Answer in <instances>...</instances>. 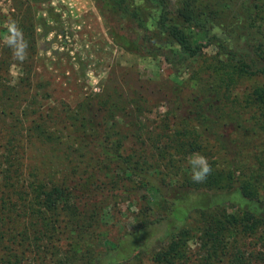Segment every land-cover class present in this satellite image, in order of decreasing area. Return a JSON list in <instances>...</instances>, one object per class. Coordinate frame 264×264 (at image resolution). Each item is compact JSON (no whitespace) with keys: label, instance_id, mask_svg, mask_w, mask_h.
Listing matches in <instances>:
<instances>
[{"label":"trees","instance_id":"trees-1","mask_svg":"<svg viewBox=\"0 0 264 264\" xmlns=\"http://www.w3.org/2000/svg\"><path fill=\"white\" fill-rule=\"evenodd\" d=\"M53 1L16 4L10 21L28 42L24 62L0 41V264H115L96 246L106 244L105 205L113 201L114 214L118 201L141 190L159 195L164 214L141 220L111 248L128 242L153 264H264V151L255 141L264 135V0H176L175 12L169 0H92L111 43L126 53L163 57L178 73L205 47L214 49L193 74L203 87L190 98L192 118L169 134L146 129L151 145L144 132L129 136L117 127L119 117L135 112L132 124L144 129L141 98L116 84L83 93L73 104L52 96L50 81L39 73L38 41L41 29L45 35L66 32L63 4ZM13 65L20 69L15 81ZM241 79H251L246 98L228 101ZM207 94L215 95L213 101L203 98ZM227 125L233 127L230 139ZM206 133L214 136L215 149L205 145ZM122 136L139 147L121 151ZM35 143L51 150L43 162L31 154ZM195 154L212 167L202 183L191 179L188 157ZM217 190H237L244 203L229 214L215 199ZM191 195L204 203L188 206ZM161 224L165 239L141 249L139 241Z\"/></svg>","mask_w":264,"mask_h":264},{"label":"rangeland","instance_id":"rangeland-1","mask_svg":"<svg viewBox=\"0 0 264 264\" xmlns=\"http://www.w3.org/2000/svg\"><path fill=\"white\" fill-rule=\"evenodd\" d=\"M18 1L13 0L9 5L0 6V28L4 29L0 41H3V37L7 34V26L11 18L14 17ZM59 1L63 4L61 17L64 20L63 25L66 27L65 34L57 35L53 31L45 35V30L41 29L38 41L42 57L39 61V73L50 81L49 89L52 90L54 98L64 99L73 104L83 93L99 92L103 85L116 84L122 92L124 89L130 98H135L137 101L139 97L141 98L142 101L138 103L139 115L144 124V129L140 130L138 124H132V119L137 118L135 112L129 117H119L117 127L128 132L129 136L133 130L137 133L144 132L148 145H151L152 140L145 134L146 129L153 134L159 131L169 134L174 132V128L182 124V119L192 118L189 113L190 98L198 94V88L203 87L200 82L194 79L193 74L200 64L203 65L205 59L212 58L214 52L212 46L205 47L200 58L194 59L176 73L163 57L140 58L113 45L106 34L105 22L100 17L92 0ZM175 2L176 0H169V8L172 12H175L176 9ZM53 4H57V0L51 3V5ZM215 32L220 33V30L215 29ZM19 73L20 69L17 66H11L9 75L13 81L17 80ZM251 84V79H241L230 89L228 101L231 102V99L237 97L242 100L245 99ZM198 97L202 99L200 95ZM214 97L213 94H207L203 98L211 102ZM132 105L137 107L136 104L132 103ZM247 117L248 114H245L244 119ZM190 121L189 125L195 127V121ZM196 128L194 130H197ZM224 128L228 137L225 136L226 139L234 136L232 135V126L227 125ZM210 134L206 133L208 141L205 140V145L209 144L210 148L215 149L216 142L212 140L214 136ZM255 137L257 143H262L264 151V135L258 134ZM121 143V151L130 150L133 148L132 146L139 147L140 144L130 137L124 138L123 136ZM30 151L36 157L34 159L40 162H43L42 156L47 157L48 153H51L47 146H41L39 143L32 144ZM228 154L232 155L230 152ZM196 155L198 154L189 156L188 159ZM53 161L51 164L57 165L56 160ZM155 182L160 184L157 179ZM124 184L130 188L134 187V182L124 181ZM211 191L209 192L212 193ZM215 192L219 194L215 199H220L219 201L223 203L229 214L235 213L239 205L244 203L243 197L237 190L229 193L219 190ZM159 200V195L152 193V191H137L130 198L118 201L114 214L111 210V207L114 206L113 201H108V204L105 205L106 208H104L109 214V217L104 219L108 224L104 236L106 244L101 243V240L100 245H96L100 246L98 249L102 252H107L104 257H115V264H153L150 255L138 254L129 250L128 242L123 245L124 248L119 246L115 250L111 247L112 243L119 241L124 232L142 223L141 220L159 213L164 214L165 209ZM203 203L197 195L189 196L186 202L188 206ZM146 205L150 206V210L144 216ZM196 212L197 210H194L191 213V218L186 226L194 225ZM165 234V226L161 224L153 229V232H150L149 237L139 241V247L141 249L151 248L156 240L165 239ZM166 242L167 240L164 241V243ZM190 244L191 248H195L193 241Z\"/></svg>","mask_w":264,"mask_h":264},{"label":"clouds","instance_id":"clouds-1","mask_svg":"<svg viewBox=\"0 0 264 264\" xmlns=\"http://www.w3.org/2000/svg\"><path fill=\"white\" fill-rule=\"evenodd\" d=\"M3 44L11 50L13 58L24 62L28 56V42L24 37L23 30L17 22L10 21L7 26V34L3 37ZM191 167V179L195 183H202L211 174L212 167L203 155H196L188 161Z\"/></svg>","mask_w":264,"mask_h":264},{"label":"built area","instance_id":"built-area-1","mask_svg":"<svg viewBox=\"0 0 264 264\" xmlns=\"http://www.w3.org/2000/svg\"><path fill=\"white\" fill-rule=\"evenodd\" d=\"M12 1L13 0H0V6L1 5H9V4H11Z\"/></svg>","mask_w":264,"mask_h":264}]
</instances>
